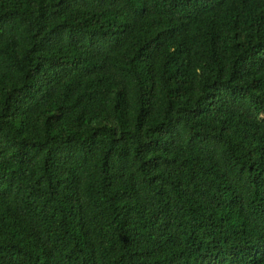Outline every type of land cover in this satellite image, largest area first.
<instances>
[{"label": "trees", "instance_id": "trees-1", "mask_svg": "<svg viewBox=\"0 0 264 264\" xmlns=\"http://www.w3.org/2000/svg\"><path fill=\"white\" fill-rule=\"evenodd\" d=\"M0 264H264V0H0Z\"/></svg>", "mask_w": 264, "mask_h": 264}]
</instances>
